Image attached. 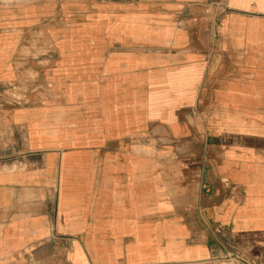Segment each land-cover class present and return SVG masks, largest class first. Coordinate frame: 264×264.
<instances>
[{
  "label": "crops",
  "instance_id": "crops-1",
  "mask_svg": "<svg viewBox=\"0 0 264 264\" xmlns=\"http://www.w3.org/2000/svg\"><path fill=\"white\" fill-rule=\"evenodd\" d=\"M50 4L0 0V264H264V0Z\"/></svg>",
  "mask_w": 264,
  "mask_h": 264
},
{
  "label": "rangeland",
  "instance_id": "rangeland-1",
  "mask_svg": "<svg viewBox=\"0 0 264 264\" xmlns=\"http://www.w3.org/2000/svg\"><path fill=\"white\" fill-rule=\"evenodd\" d=\"M52 0H48V3H49V6H55L54 4H50V2H51ZM53 27V25H49L48 26V32L50 31V32H52V28ZM42 39H47V41H51V37H49V36H47L46 37V35H41V37H34V40H36L37 42H38V40L40 41V40H42ZM35 54V52H33V55ZM27 76L28 77H30L32 80L36 77V72H35V70L34 69H31L28 73H27ZM28 90V89H27ZM20 90H19V88H17L16 90H12V91H8V93L9 94H12V93H15V94H17V95H21V96H23L22 95V90L19 92ZM225 264H234V263H232V261H230L229 263H225Z\"/></svg>",
  "mask_w": 264,
  "mask_h": 264
},
{
  "label": "built area",
  "instance_id": "built-area-1",
  "mask_svg": "<svg viewBox=\"0 0 264 264\" xmlns=\"http://www.w3.org/2000/svg\"><path fill=\"white\" fill-rule=\"evenodd\" d=\"M219 7H221L219 5ZM210 9L211 7H207V8H204V11H203V14H208L210 13ZM198 16H194L192 17L193 21H197L198 20ZM14 90H16L15 88H13ZM20 92V91H19ZM12 99H13V102L16 103V104H19L21 103L22 101H24V96H21V95H17L15 93H12ZM242 264H254L253 262H249V261H244V263Z\"/></svg>",
  "mask_w": 264,
  "mask_h": 264
}]
</instances>
